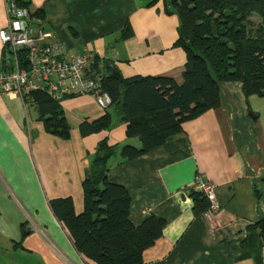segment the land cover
I'll list each match as a JSON object with an SVG mask.
<instances>
[{
	"label": "crops",
	"instance_id": "1",
	"mask_svg": "<svg viewBox=\"0 0 264 264\" xmlns=\"http://www.w3.org/2000/svg\"><path fill=\"white\" fill-rule=\"evenodd\" d=\"M43 12L33 23L64 47L106 60L122 78L167 77L182 81L185 54L174 46L178 20L161 1L29 0ZM0 0V29L7 21ZM128 24L132 37L121 38ZM3 46L0 43V70ZM220 105L183 124V133L149 154L108 162L107 180L130 197L134 226L153 216L163 220L161 237L145 250L142 264H264L256 224L264 218V95L244 98L241 84L220 83ZM67 139L44 132L16 94L0 90V250L2 264H93L77 253L48 202L70 197L82 211V181L97 145L140 147L111 108L87 95L60 101ZM105 114L107 130L81 136L79 126ZM214 186L219 210L193 212L194 177ZM19 245L14 247L13 245Z\"/></svg>",
	"mask_w": 264,
	"mask_h": 264
},
{
	"label": "trees",
	"instance_id": "2",
	"mask_svg": "<svg viewBox=\"0 0 264 264\" xmlns=\"http://www.w3.org/2000/svg\"><path fill=\"white\" fill-rule=\"evenodd\" d=\"M161 1L165 13L178 20L174 46L185 54L182 81L167 77L122 78L114 74L106 60L93 55L87 76L99 77L98 87L108 95L110 106L125 124V137L136 138L140 147L120 148L100 142L82 181V211L76 214L70 197L48 202L49 208L65 230L74 249L93 264H142V255L157 241L163 220L150 216L138 226L129 220L130 197L126 189L107 180L108 162L118 152L121 161L146 155L183 133V124L220 105V83L241 84L244 98L264 95V0H150ZM29 16L43 20L41 10L31 11L29 0H14ZM251 15L259 24L252 30ZM121 38L133 33L128 24ZM18 65L26 66L25 51L18 52ZM10 59L4 52L0 71H9ZM76 97V96H70ZM68 98V97H63ZM44 91H30L22 101L36 114L44 132L67 139L69 125L60 101ZM111 118L105 114L79 126L81 136L109 129ZM193 212L199 215L208 203L191 192ZM259 228L264 251V218ZM15 248L19 245H13Z\"/></svg>",
	"mask_w": 264,
	"mask_h": 264
},
{
	"label": "built area",
	"instance_id": "3",
	"mask_svg": "<svg viewBox=\"0 0 264 264\" xmlns=\"http://www.w3.org/2000/svg\"><path fill=\"white\" fill-rule=\"evenodd\" d=\"M5 1L7 21L0 29V43L10 59V70L0 71L1 92L16 94L21 101L30 91H44L54 100L87 95L106 109L110 99L100 91L99 77L87 76L93 55L66 54L61 44L48 43L51 35L33 24L27 10L18 8L14 0ZM20 51H25V67L18 65ZM192 191L207 201L209 214L219 210L214 186L202 175L194 177Z\"/></svg>",
	"mask_w": 264,
	"mask_h": 264
},
{
	"label": "rangeland",
	"instance_id": "4",
	"mask_svg": "<svg viewBox=\"0 0 264 264\" xmlns=\"http://www.w3.org/2000/svg\"><path fill=\"white\" fill-rule=\"evenodd\" d=\"M249 21L251 22V26L250 27H252V30H255V28L257 27V25L259 24V19H258V17L256 16V15H251V17H250V19H249ZM34 22V21H33ZM34 24V23H33ZM34 25H36V24H34ZM37 26H39V27H41L40 25H37ZM52 37V36H51ZM50 37V38H51ZM49 38V39H50ZM49 39H47V42H48V40ZM48 43H56V42H48ZM4 52L6 53V51H5V49L3 48V54H4ZM7 54V53H6ZM6 72V71H5ZM23 102V101H22ZM110 106V105H109ZM108 106V107H109ZM108 107L106 108V109H108ZM28 114L29 115H32V110L31 109H29L28 110ZM5 250H0V264H2V262H7L8 261V256H7V254H5Z\"/></svg>",
	"mask_w": 264,
	"mask_h": 264
}]
</instances>
